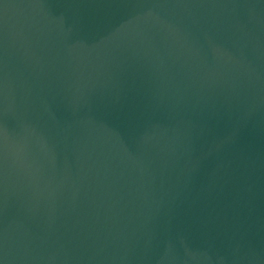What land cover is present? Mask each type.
I'll return each mask as SVG.
<instances>
[{
    "label": "water",
    "instance_id": "water-1",
    "mask_svg": "<svg viewBox=\"0 0 264 264\" xmlns=\"http://www.w3.org/2000/svg\"><path fill=\"white\" fill-rule=\"evenodd\" d=\"M0 264H264V0H0Z\"/></svg>",
    "mask_w": 264,
    "mask_h": 264
}]
</instances>
